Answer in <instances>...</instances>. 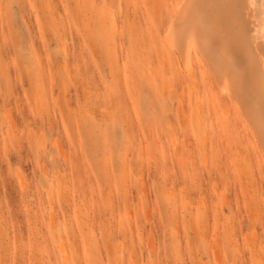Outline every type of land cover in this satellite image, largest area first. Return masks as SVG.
<instances>
[{"label":"rangeland","instance_id":"rangeland-1","mask_svg":"<svg viewBox=\"0 0 264 264\" xmlns=\"http://www.w3.org/2000/svg\"><path fill=\"white\" fill-rule=\"evenodd\" d=\"M154 1L0 0V264H264L256 139L234 105L237 138H202L192 87L139 66L167 49L171 4Z\"/></svg>","mask_w":264,"mask_h":264},{"label":"bare ground","instance_id":"bare-ground-1","mask_svg":"<svg viewBox=\"0 0 264 264\" xmlns=\"http://www.w3.org/2000/svg\"><path fill=\"white\" fill-rule=\"evenodd\" d=\"M168 1L171 4L170 11L172 12L169 21H171V17H173V19L170 24L168 23L169 25L167 24L168 28L165 30L166 33L164 39L167 48L166 52H138L136 57L139 66L140 64H146L149 68L150 75L153 74V68L157 69L159 67L162 71L161 83L162 85L164 82L167 83L169 89L173 87L172 85L174 81H179L185 86V88L186 86L192 87L193 98L192 102L189 104L193 110L195 118L197 119H195L197 121L195 125V131L202 138L206 139L207 135L212 136L215 133L219 135L229 134L237 138L236 135L238 134L240 127L235 116L236 113L233 105L236 106L240 111L243 122L251 129L256 139L264 167V123H262V113H264V59H262V55H264V27L256 16V7L251 8L249 6L244 9L242 33L240 30L241 26L238 25L233 19L234 9L228 6L230 3H232V0ZM252 2L256 4V0H249V5ZM152 5H154V10L156 13H159V11L162 10L163 3L161 0H155L154 4ZM178 28L182 29L184 33L183 40L179 42L176 39V31ZM254 33L258 35L257 40H260V43H257L256 39L253 37ZM171 54L175 55V57L178 59L181 70L174 72L172 69L166 68L165 59L166 57L169 58ZM156 78L152 76L150 78H144L142 83H146V86L148 87H154L156 85ZM208 81L215 84L218 94L227 98L231 102L228 109V122H224L221 119L219 99L217 98L214 88L210 83H208ZM138 89L139 86L137 85L136 91L137 94H140L141 90ZM164 92L165 91L162 93ZM176 93V97L177 95L179 96L178 92ZM179 100L182 99L179 98ZM150 101L148 98L149 103ZM166 107L169 111H172V108L168 104ZM49 120L52 122L51 118H49ZM232 139L233 137L231 138V141L229 139L230 143L234 140ZM207 141L204 143L206 144L209 142ZM232 143L230 147L232 146ZM227 149L228 148H226V150ZM233 149L234 152L231 150V153L234 154L238 149L235 155L239 158L241 157L242 162H250L249 158L246 157L244 151L241 148L237 147V149ZM223 150H225V148H223ZM224 162L226 161H223V163ZM234 163L232 164L236 165ZM236 163H238V160ZM245 168L246 170L244 173L247 171L248 177L246 175L245 176L248 178V183H253V181L256 179V176H260L259 168H256L251 164ZM242 169L244 170V168ZM224 181L226 180L224 179ZM223 184L225 186V182ZM228 184L229 183H227V186H230ZM222 188L223 186L221 189ZM245 189H247V187H245ZM216 193L217 192L213 194L215 195ZM245 198L249 200L248 196ZM203 201L204 203L206 202L205 199H203ZM228 202L229 201H227V203ZM255 203L257 206H259L261 203L264 205L263 195H260L259 200L256 198ZM201 205L203 206V202ZM202 208L204 209L205 206ZM205 210H207V208ZM252 215L253 214H251V217L249 218H252L251 222L255 220L254 218L256 216ZM238 225H241V223H238ZM248 225L250 226V224ZM208 226L209 225H207V227ZM259 227H261V225ZM208 229L209 228L206 230L208 231ZM230 230V243H233L235 242L234 240L237 236L236 232L238 231L236 230L235 232V228H233L232 225ZM241 232L243 233V231ZM61 252L68 253L67 246L61 245ZM218 254L220 255L221 253L218 252ZM218 257L219 259L217 262L221 263L222 261L220 256Z\"/></svg>","mask_w":264,"mask_h":264},{"label":"snow or ice","instance_id":"snow-or-ice-1","mask_svg":"<svg viewBox=\"0 0 264 264\" xmlns=\"http://www.w3.org/2000/svg\"><path fill=\"white\" fill-rule=\"evenodd\" d=\"M229 7L234 9V16L233 19L236 21V23L238 25L241 26V32L243 33V27H242V23H243V11L245 8L247 7H251V8H255L256 4L254 2H252L249 5V0H232V3H230L228 5ZM261 9L264 10V3H262L260 5ZM184 38V33L182 31V29L178 28L176 31V39L177 41H182ZM262 59H264V55H262ZM262 123H264V113H262Z\"/></svg>","mask_w":264,"mask_h":264}]
</instances>
